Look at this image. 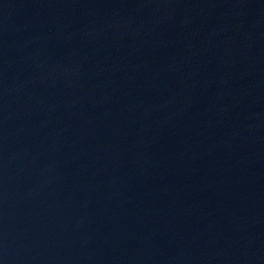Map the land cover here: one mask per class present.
<instances>
[{
	"label": "water",
	"instance_id": "95a60500",
	"mask_svg": "<svg viewBox=\"0 0 264 264\" xmlns=\"http://www.w3.org/2000/svg\"><path fill=\"white\" fill-rule=\"evenodd\" d=\"M0 264H264V0H0Z\"/></svg>",
	"mask_w": 264,
	"mask_h": 264
}]
</instances>
